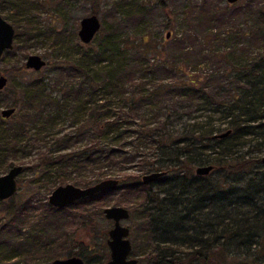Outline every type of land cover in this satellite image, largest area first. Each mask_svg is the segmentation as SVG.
I'll list each match as a JSON object with an SVG mask.
<instances>
[{"label":"trees","instance_id":"trees-1","mask_svg":"<svg viewBox=\"0 0 264 264\" xmlns=\"http://www.w3.org/2000/svg\"><path fill=\"white\" fill-rule=\"evenodd\" d=\"M9 1L29 12L35 5ZM137 3L114 0L118 17L101 23L95 42L72 61L59 63L54 78L34 69L5 91L15 110L0 113V172L34 153V172L48 179L55 174L48 187L119 178L117 186L65 206L45 204L57 212L85 207L115 188L136 191L129 234L134 246L139 235L148 250L136 264H264V167L262 155L250 153L264 143V52L250 67L232 65L229 72L240 84L220 98L201 75L161 57V39L151 36ZM22 33L42 31L27 17ZM64 122L68 128H56ZM246 145L250 150L241 152ZM132 161L135 170L126 172ZM202 164L213 167L194 172ZM153 170L164 173L142 181ZM89 207L81 217L92 230ZM0 212V264H51L58 254L28 220L25 202L6 203ZM76 243L67 255H80L84 264H104L109 257L104 241L100 252Z\"/></svg>","mask_w":264,"mask_h":264},{"label":"rangeland","instance_id":"rangeland-1","mask_svg":"<svg viewBox=\"0 0 264 264\" xmlns=\"http://www.w3.org/2000/svg\"><path fill=\"white\" fill-rule=\"evenodd\" d=\"M113 1L30 0L35 5L29 12L23 11L9 0H0V14L13 24L15 30L13 47L9 51L4 50L3 57L0 55V74L7 78L5 86L0 89V109L8 106L13 98L12 94L9 95L5 91L8 88L14 89V86L29 73H36L33 68L25 66V59L29 53H38L45 58L46 63L37 72L45 78H54L55 68L59 63L72 61V55L95 42L94 39L98 35L99 31L90 43L82 42L77 35L80 17L91 13L93 8L97 11L101 23L105 24V21L112 19L113 16L118 17L111 8ZM136 1L137 4L143 5L141 8L144 12L139 18H143V23L149 21L151 36L154 39H161L158 45L161 47V57L173 64H181L191 74L201 75L207 82L209 90L214 93L220 92L218 96L220 98L229 95L232 85L240 82L229 72L232 65L243 64L244 67H250L256 61L255 58L264 52V0ZM27 17H31L42 33L25 37L22 30ZM130 19V23L134 25L138 21L137 15H132ZM20 65L25 69L19 68ZM189 112L195 113L192 110ZM68 127L66 122L56 125V128L61 129ZM250 145L241 148V152L245 149L250 150ZM254 149H256L254 145L251 146V154L264 155V143L259 150ZM33 157L34 153L25 156L23 160H14V164L24 165L17 175L18 188L13 196L11 195L12 199L1 202L0 207L9 202L16 205L25 202L27 215L30 217L28 220L45 233L58 256H66L70 247L74 250L78 248L75 247L78 240H83L93 251L100 252V247H103L101 244L103 241L106 242L108 236L107 230L112 225V220L101 213L102 208L105 205L121 204L130 209L137 200L136 191L115 188L103 199L92 201L85 207L78 204L73 209L56 212L45 204L48 202L49 192L57 185L54 183L48 187L53 184L55 174L49 177L51 180L40 173H35L34 168L30 167ZM133 164L134 161L130 162L125 171L133 172L135 170ZM6 170L7 168L0 173ZM88 206L92 213L91 224L94 226L92 230L82 223L81 213L84 212L86 215L89 210L84 208L87 209ZM3 220L0 212V223ZM121 222L130 229L135 226L131 218ZM129 237L133 245L132 255L140 257L148 251L138 238L139 235L135 236V246L132 232ZM106 248L108 250L107 243ZM230 259L233 260L234 257Z\"/></svg>","mask_w":264,"mask_h":264},{"label":"water","instance_id":"water-1","mask_svg":"<svg viewBox=\"0 0 264 264\" xmlns=\"http://www.w3.org/2000/svg\"><path fill=\"white\" fill-rule=\"evenodd\" d=\"M233 2L236 0H228ZM101 26V21L96 13L85 14L79 19V27L77 35L82 42H89L98 32ZM14 26L0 14V55L6 49L13 46ZM168 34V32H167ZM46 63L38 53H29L25 59V66L35 70L40 69ZM6 76L0 74V89L6 84ZM15 110L14 106H5L0 109L3 116H9ZM229 130H226L219 135H224ZM261 162L264 167V155L261 157ZM213 167L212 164H202L195 168L196 173H207ZM23 165L20 163L12 164L6 171L0 173V199H5L13 195L17 188V175L22 170ZM164 173L162 170H153L142 175V181H152ZM119 183L117 177L101 178L87 185H79L73 182L60 183L54 186L47 196L48 203L61 207L74 202L77 199L88 195H93L99 191L113 188ZM106 218L112 220V225L108 228L106 243L109 250V257L104 264H136L138 257L131 254L132 242L129 237V226L121 221L129 218L130 210L128 207L121 204L105 205L102 208ZM51 264H84V259L77 254L66 256H56L52 258Z\"/></svg>","mask_w":264,"mask_h":264}]
</instances>
